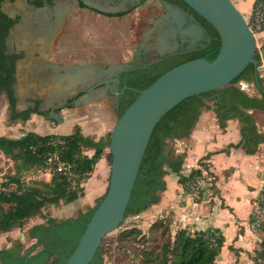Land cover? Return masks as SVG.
Masks as SVG:
<instances>
[{
  "label": "trees",
  "instance_id": "1",
  "mask_svg": "<svg viewBox=\"0 0 264 264\" xmlns=\"http://www.w3.org/2000/svg\"><path fill=\"white\" fill-rule=\"evenodd\" d=\"M4 1L0 0V95H5L6 110L12 124L25 123L31 115L45 117V113L38 110V102H35L34 108L22 111L16 109L14 86L17 56L6 52V39L16 20L2 12ZM167 1L189 8L181 0ZM195 16L205 30L208 42L195 50L181 52L166 57L161 62L151 63L146 68L130 71L126 80L130 90L125 91L127 97L119 98L114 109L117 119L140 91L165 72L195 59L203 58L209 62L215 59L220 49L219 37L211 25L198 14L195 13ZM262 53L264 56V47ZM254 57L259 60L257 51ZM241 81L253 83L260 98L249 97L240 90L237 83ZM203 109L215 114L220 129H224L229 120L235 119L239 123L240 140L236 144H230L224 153L228 154L230 149H241L245 155L254 156L260 151V146L264 144V132L258 131L255 116L249 111L264 112V79L255 77L254 68L249 65L228 86L183 100L156 124L143 155L124 219L140 215L160 201V193L165 190L164 177L169 172L178 177V184L186 191L185 182L196 176L198 170H192L188 176H183V159L175 155L168 141L187 138ZM109 138L110 134L107 140L96 141L83 135L79 128L66 135L27 132L19 138L0 137V153L14 166L13 172L5 174L4 181L0 184V234L14 229L22 230L35 218L43 219L48 207L70 205L84 197V184L90 179L96 164L108 148ZM88 151L92 152L91 155L87 154ZM50 158L52 159L49 161ZM54 158L65 163L68 171L57 172L58 164ZM205 159L207 158L200 160L197 165H201ZM47 166L51 167V177L47 182L26 183L21 178L22 172L42 170ZM213 190L215 193L218 191L215 186ZM103 196L97 199L92 208L78 212L75 217L57 220L48 216L44 217V222L31 225L27 228L26 235L32 245L24 249V242L8 241L10 247L0 250V264L64 263L76 247L85 225ZM199 202L197 200L196 203ZM257 234L260 241L251 260L254 264H264V221ZM115 242L119 244V249L128 250L125 254L136 264H217L216 259L221 253L225 238L216 228L191 232L186 229L172 231L169 222L155 220L146 232L137 227L120 231L115 236ZM230 250L237 256L235 249ZM102 252L99 246L91 264H101Z\"/></svg>",
  "mask_w": 264,
  "mask_h": 264
},
{
  "label": "rangeland",
  "instance_id": "2",
  "mask_svg": "<svg viewBox=\"0 0 264 264\" xmlns=\"http://www.w3.org/2000/svg\"><path fill=\"white\" fill-rule=\"evenodd\" d=\"M232 1V0H230ZM5 4L3 8L14 10V6L16 5L17 1L14 4H10L8 0L4 1ZM60 6L64 11H69L66 15V19L69 17V21L65 28L63 25L65 24L64 21H60L51 35L50 45L48 49L50 53L42 55L44 58V64L47 66H54L56 70L52 68H48L44 72L48 75L55 72L56 77L58 78L61 76L69 75L68 73L73 74V69L69 70V68H73L75 66H83L84 63H89L88 58L93 50V43L92 45H86L87 41L92 42H99L102 47L100 52L102 53V72L98 76H94L91 78V82H84L82 84L76 85L73 89L68 92L67 97L73 96V93L80 89H85L95 81L98 82L99 77L105 76L107 79L111 78L113 74L119 72V70H110V67L122 66V69L131 65L133 62V53L134 51L138 50L143 46H147L148 42L145 43L143 46L141 45L140 41H136V36L138 33L136 30L133 29V25L135 21H138L139 24H143L142 15L143 12H137L132 15H127L123 17V21L113 20L107 21L105 18L98 17L95 14L80 12L74 7H71L70 2L67 0L60 1ZM235 6V5H234ZM236 7V6H235ZM153 8L154 14L150 16V21L148 26L151 28V34L155 33L157 24H162L165 21V17L167 16L168 8L166 6L159 3L157 0H146L141 7L138 9H149ZM137 9V10H138ZM236 9H238L236 7ZM76 13L74 16L72 13ZM179 18L177 16H173L172 23L168 25L166 30H162L160 33L164 34V37L160 36V41L163 39L171 40V34L174 35L173 29L170 28V25H177L178 26ZM155 26L156 28H154ZM62 33V34H61ZM61 34V35H60ZM191 34V33H190ZM193 36V34H191ZM139 39V38H138ZM148 39V38H147ZM142 41V40H141ZM149 41V39H148ZM152 46V45H149ZM144 48V47H143ZM135 51V52H136ZM41 56V55H40ZM98 59L91 60V62L99 63ZM79 64V65H78ZM138 64V62H135ZM84 67V66H83ZM70 71V72H69ZM43 72V70H42ZM90 73V72H89ZM85 79V78H84ZM20 80V78H19ZM30 80V78H29ZM247 83V84H246ZM245 84V88L243 85ZM59 86L57 83L53 90L57 89ZM237 86L247 95L250 92H255V88L253 83H248L241 81L237 83ZM50 85H46L45 87H40L37 84L29 82V84L21 86L18 83L17 86V94L19 97V106L17 108L18 111L23 110L28 103V97H38L42 100L43 106L41 110H48L54 106H62L64 105L63 99L60 100L58 96H51L53 94L52 89L49 88ZM34 90V92L31 91ZM102 89L96 90L91 93H87L82 95L77 100V105L72 106V109H63L59 113L49 114L46 118H42L41 116H32L29 121L26 123L20 124H13L9 119L6 107L7 102L4 94L0 95V137H18L22 133L30 130L38 132L40 134L46 133H53V134H69L73 132L76 128H79L83 135L85 136H92L94 139H98V137H103L102 139L107 140L108 135L110 134L112 128L114 127L117 116L115 114L112 102L113 98L110 95H106V92L100 91ZM92 100L84 101L85 99ZM92 102V104H90ZM74 105V104H73ZM260 115V116H258ZM256 115L257 122L260 126V129L264 127V113ZM54 119V120H53ZM64 131V132H63ZM238 134V130H237ZM221 136V135H220ZM219 137V136H218ZM217 137V138H218ZM239 137V135H238ZM226 139H223V143H226ZM232 141V139H231ZM169 146H173L172 141H168ZM237 156H244L241 152H238ZM259 159L263 165L261 172L264 173V147L261 148L259 152ZM219 163L222 165V159L218 160ZM236 161L239 162L241 165V160L236 157ZM110 165H111V155L106 148V155H105V164L103 166L102 160L97 164L93 175H91L88 182L84 185L86 197L68 205L66 207H48L44 212V217L52 216L57 220H64L66 218H72L77 215L78 212H85L89 209L86 206H80L82 203L87 202L90 200L93 190L98 189V197H96L92 204L95 205L97 199L100 196H103L107 187H108V178L110 173ZM103 166V171H102ZM190 165L187 164L184 167V171ZM244 168H247L246 165ZM14 170L13 163L5 158L0 153V184L4 181V175L7 173H12ZM102 171V172H101ZM219 172V171H218ZM216 172V175L221 177L220 172ZM51 177V167L47 166L45 169L42 170H30L27 172L21 173V178L26 182L30 183L32 181H43L49 180ZM235 181V179L233 180ZM167 182H170V179H167ZM221 182V181H220ZM239 183L242 185L239 179ZM222 185V192L225 195L224 200L226 203L237 202L239 204L237 208V214L239 216H245L249 211V199L245 196V192L237 188L235 184L232 182V185L227 184V189L224 186V183H219ZM217 188V187H216ZM247 190V189H246ZM250 192L249 190H247ZM215 193V191H214ZM218 194V193H216ZM208 200V199H206ZM232 203V204H234ZM207 206L214 205L213 201L210 200L206 203ZM223 203L221 202L220 207H222ZM219 208V207H218ZM81 210V211H79ZM213 216V214H212ZM43 219L35 218L29 221L28 225L23 228L22 230L14 231V237L18 236L20 240L24 242V249L29 248L32 245V242L26 238V229L33 224H39L44 222ZM213 219V217H212ZM158 220V219H157ZM218 225L221 222L225 221V215L220 214L218 220H216ZM263 224V222H262ZM133 227H137L141 229L143 232H146L145 228L147 227L145 223H143V218L139 217V215L130 217L128 216L125 218L121 224V226L109 233L105 236L104 241L100 244L103 252L101 255L102 261L101 264H136L131 257H128L125 252L128 250L126 249H119V244L115 242V236L124 229H130ZM223 227H227L226 224ZM148 228V227H147ZM260 228V227H259ZM227 230V229H226ZM258 231L255 233L256 236V247L252 249L250 252L243 256L241 260L237 261L235 264H254L252 262V256L255 255V251L259 245L260 236L257 234ZM2 234H0V242L2 240ZM226 237L229 240L226 242L225 246L223 247L221 254L216 259L217 264H233L232 261L236 258L233 253L227 249V245H231V230H227ZM8 238V237H7ZM13 238V237H11ZM2 244L0 243V249L2 248ZM6 245V244H5ZM130 249V248H129ZM132 254V253H131ZM245 254V253H244Z\"/></svg>",
  "mask_w": 264,
  "mask_h": 264
},
{
  "label": "water",
  "instance_id": "3",
  "mask_svg": "<svg viewBox=\"0 0 264 264\" xmlns=\"http://www.w3.org/2000/svg\"><path fill=\"white\" fill-rule=\"evenodd\" d=\"M181 1L214 28L220 41L219 52L211 62L195 59L165 72L140 91L116 120L108 145L111 165L107 190L85 225L76 247L62 264H91L105 236L123 222L152 131L167 112L187 98L228 86L249 65L253 66L255 77L262 71L260 60L254 57L255 39L245 22V15L230 0ZM12 33L11 30L10 37ZM9 41L10 38L6 45ZM75 68L76 74H81V80L71 83L66 92L85 80L81 67ZM110 70L121 71L122 66L110 67ZM76 74L70 77L74 78L72 76ZM14 89L17 109L16 85Z\"/></svg>",
  "mask_w": 264,
  "mask_h": 264
},
{
  "label": "crops",
  "instance_id": "4",
  "mask_svg": "<svg viewBox=\"0 0 264 264\" xmlns=\"http://www.w3.org/2000/svg\"><path fill=\"white\" fill-rule=\"evenodd\" d=\"M255 1L256 0H232L231 2L233 5H235L238 8L237 10L241 14L248 15L252 10ZM166 8H168V12L162 26H166V28H168V25L172 23L173 16H177L179 18L178 26L181 23H183V14L181 12H179L178 10H173L167 6ZM138 24L139 22L135 21L133 25V29L136 30V32L138 33V35L136 36V41L139 40L141 45L143 46L145 43L148 42L149 36L151 34V28L150 27L146 28L147 26L145 24L144 25L143 24L138 25ZM153 27L156 28L158 26L156 27L153 26ZM20 29H22V26H18L15 29V31L12 33V36L9 41V46L11 48H13V45H16L15 44V42H17L16 37H17V33L21 31ZM52 34L53 33H49L47 35V38L40 37L39 39L36 40V43L34 45H36V51L39 54L38 57L33 58L35 51L29 48V50L27 49L29 56L26 59L20 60V63L17 65L16 78L18 80L17 82L20 83L21 86L29 84V78L31 80V78L34 77L36 74H38V72H42V70L45 71L48 68H52V69L55 68L54 66L45 65L43 58L45 54H47L48 52L50 53L48 46H51L50 40ZM28 43L29 42H27L25 39L21 40L20 46L25 47ZM92 43L94 47L88 58V61L90 60V62L87 64L84 63L83 64L84 67L82 65L79 66L81 67L80 71L82 72V76L85 78V82L90 81L93 75L96 77L98 76V74L100 75L102 72L103 64L100 61L102 60V53H98L100 52L102 45L97 41L92 42L91 40L87 41L86 45L91 46ZM173 45L174 42L172 40L163 39L160 41V43H158L157 50L165 51L168 48L172 50L174 48ZM97 46L100 50L97 49ZM94 59H98L100 62L99 63L91 62V60ZM263 61H264V56H263ZM72 69L73 71H76L75 67L69 68V70ZM259 77L264 79V67L262 68V71L259 72ZM18 83L16 85V94H17ZM243 87L244 88L246 87L245 84L243 85ZM248 96L260 98V95L258 94L256 89L255 92H250ZM90 100H92V98L90 99L86 98L84 101L89 102ZM90 104H92V102H90ZM249 113H252L254 114V116H256L264 112H261L259 110H254V111H249ZM32 116H38V115H31V117ZM14 124H20V123H14ZM256 126L258 131L264 132V127L263 129H260L257 119H256ZM237 130H238V134H237ZM74 131L75 130H73V132ZM27 132H35V130L33 131L28 130L22 133L21 135H19L18 137H7V138H19ZM46 134H53V133H46ZM60 135H66V134H60ZM238 135H239V123L237 120L233 119L227 121L226 127L224 129H220L217 124L215 114L212 111H208L204 109L201 110L200 115L192 131L190 132L189 136L183 139L172 140L173 142L172 149L176 156L181 157L183 159L182 171H181V174L183 176H188L192 170L197 169V164L200 160H202L203 158H207L205 160L208 162L210 166L212 175L214 176L215 179L214 185L215 187H217L218 190L217 191L218 194H216L217 201L216 202L213 201L214 205L212 206H207L206 205L207 201L206 202L202 201L199 203L193 202L191 198L182 190V188L178 184V177L174 173L169 172L164 177L165 190L162 193H160V201L157 204L152 205L150 208H148L146 211H144L139 215V217L143 218V223H145V225L148 227L153 221L157 219L167 221L170 223V228L172 229V231H175L177 229H186L187 231L191 232L194 230H206L208 228H216L220 230L221 234L225 238L223 247L225 246L226 242L229 240V238L226 237V232L227 230H231L232 243L231 245H227V249L231 251L230 248H233L235 249V252H237V256H235L236 258L232 261L233 264L236 260L237 261L241 260L243 256H246L248 252L254 249L256 247V235L249 230L250 212H251L252 200L254 196L257 194L258 190L263 185L264 173L261 172L263 165L261 163V160L259 159L260 151L254 156L245 155L241 149H230L228 154L224 153V150H226L230 144L238 143V141L240 140V135L239 137ZM1 137H5V136H1ZM89 137L93 138L90 135ZM102 138L103 137H98V139H94V138L93 139L97 141ZM223 139L227 140L225 141L226 143H223ZM262 147H264V144L260 146V150ZM238 152H241L244 156H237ZM91 153H92L91 151L87 152V154L89 155H91ZM105 155H106V150L104 151L102 158L97 163L98 165L102 160V164L104 166ZM236 157H238L241 160V165L239 164L238 161H236ZM219 159H222L223 161L222 165L219 163L218 161ZM187 164H189L190 166L187 168L186 171H184V167ZM245 165L247 168H244ZM103 166H102V171H103ZM218 171L221 174L220 178L218 175H216V172ZM167 179H170L169 183L167 182ZM234 179L235 181H233ZM239 179L242 185L239 183ZM222 182L224 183L226 189H227V184L232 185L233 182L237 188L242 189L246 193L245 196H247L249 199V211L245 216H239L237 214V208L239 206L237 202L235 203L232 202L234 204L225 202L224 200L225 195L222 192V185L219 184ZM246 189L249 190L250 192H248ZM84 191H85V187H84ZM97 193H98V189L93 190L90 200L82 203L80 206H86L92 208L94 206L92 204L93 200L96 197H98ZM86 195L87 194L85 192L84 197L78 199L77 201L85 198ZM221 202L223 203L222 207H220ZM66 206H60V207L62 208ZM220 214L225 215V221L221 222L220 225H218L216 220H218ZM224 224H226L227 226L226 228L223 227ZM147 227L145 228V230H147ZM15 230L18 229H14L6 234H2L3 236L0 242L2 244L1 249L10 247L11 244L8 242L10 240L12 241L19 240L23 242L22 240L19 239L18 236L15 237L13 236ZM231 252L233 253V251ZM228 263L229 262H227V264Z\"/></svg>",
  "mask_w": 264,
  "mask_h": 264
},
{
  "label": "flooded vegetation",
  "instance_id": "5",
  "mask_svg": "<svg viewBox=\"0 0 264 264\" xmlns=\"http://www.w3.org/2000/svg\"><path fill=\"white\" fill-rule=\"evenodd\" d=\"M10 4H14V2L17 1L16 5L14 6V10L5 9L3 8L5 4H2V12L6 14L9 18L12 20H16V23L12 26V28L9 31L8 38L10 37V32L15 31V29L18 26H22V29L19 33H17L15 44L13 45V48H11L8 45H6V52L9 54H14L17 56L15 60V78L17 73V61L26 59L29 54L27 52V49H32L35 51L34 57L36 58L39 56V54L36 51V40L40 37L47 38V35L49 33L54 32L56 29L58 23L60 21H64L65 24L63 25V28L66 27L69 17L66 19V15L69 11H64L60 6V1L62 0H8ZM70 2L71 7H74L80 12H87L90 14H95L98 17L105 18L107 21H123V17L134 14L137 12H144L142 15L143 25L145 24L149 28V20L150 16L154 14L153 8L149 9H138L141 7V5L146 0H67ZM159 3H161L164 6L170 7L173 10H178L183 14V23H181L179 26L172 25L170 28L173 29V34H171V40L174 42L173 49L171 50L168 48L165 51H159L158 49V43H160V36L164 37V34H161L160 32L162 30H166V26H162V24H157L155 26H158L155 30V33L150 34L149 36V43L147 46H143L139 48L136 52L133 53V62L132 64L125 68H123L121 71L113 74L111 78H106L105 76H100L98 82L89 83L91 84L87 88H83L80 90H77L73 93V96L67 97L68 92L62 93L58 98L60 100L63 99L65 102L62 106H54L49 108L48 110L44 111L41 110V107L43 106V102L38 97H28V103L23 110L28 108H34L35 102H38V110L45 113L46 118L49 114H56L59 113L63 109H72V106H75L74 102L77 98H79L82 95H85L87 93L94 92L96 90L102 89L100 91H105L106 95H110L111 98H113V108L115 109L117 107L119 98L121 97H127V92L129 91L130 87L126 84L127 77L130 73V71L137 69V68H146L151 63L161 62L166 57H171L176 54H179L181 52H187L192 51L197 48H200L203 46L204 42H208V38L206 36L204 28L200 25V23L197 22L195 13H192L189 8H185L181 5H174L171 2L167 0H157ZM5 3V2H4ZM86 4H89L86 6ZM138 9V10H137ZM192 10V9H191ZM121 13H124L123 15H119ZM76 13H72L70 15L71 17L74 16ZM193 34V36L191 34ZM62 34V33H61ZM60 34V35H61ZM6 39V41H7ZM26 40L29 42L25 47H21L20 43L21 40ZM158 42V43H157ZM18 45V46H17ZM152 45V46H149ZM135 62H138V64H135ZM55 72H52V74L48 75L46 72H38L34 77L29 80V82H32L34 84L39 85L40 87H45L46 85H50L49 88L52 89V92L54 93L60 86H57L56 90H53L55 85L53 84L56 81L54 80ZM116 80V81H115ZM17 78H16V84L17 85ZM91 82V81H88ZM87 82V83H88ZM32 92L34 90L31 89ZM74 104V105H73ZM53 110V112H51ZM54 120V119H53Z\"/></svg>",
  "mask_w": 264,
  "mask_h": 264
},
{
  "label": "built area",
  "instance_id": "6",
  "mask_svg": "<svg viewBox=\"0 0 264 264\" xmlns=\"http://www.w3.org/2000/svg\"><path fill=\"white\" fill-rule=\"evenodd\" d=\"M245 22L255 39L256 51L259 55L260 69L264 67L262 48L264 47V0H257L251 12L244 17ZM52 158L49 159V161ZM57 160V158H54ZM57 172H67L68 166L57 160ZM198 174L191 180L185 182L186 191H184L193 202L197 200L214 201L217 200V195L214 193L213 184L214 176L210 166L206 160L202 161L201 165H197ZM208 199V200H206ZM264 221V178L263 185L254 196L251 203L249 230L255 234L262 222Z\"/></svg>",
  "mask_w": 264,
  "mask_h": 264
},
{
  "label": "bare ground",
  "instance_id": "7",
  "mask_svg": "<svg viewBox=\"0 0 264 264\" xmlns=\"http://www.w3.org/2000/svg\"><path fill=\"white\" fill-rule=\"evenodd\" d=\"M71 73H68L69 75H65V76L63 75V76H61L59 78H58V76L54 77V80L56 81V83L60 87L51 96H60L62 93L67 91V89L69 88L71 83H74L77 79L81 80V74H79V75L76 74L77 70L73 71V74H76V75L72 76L74 78L70 77V75H73ZM56 83L54 82L53 84L55 85Z\"/></svg>",
  "mask_w": 264,
  "mask_h": 264
}]
</instances>
